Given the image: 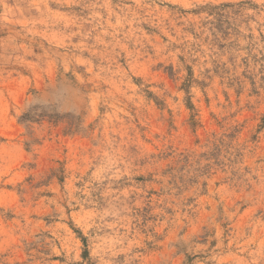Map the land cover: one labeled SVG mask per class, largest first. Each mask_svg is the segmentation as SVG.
Returning <instances> with one entry per match:
<instances>
[{
    "label": "rangeland",
    "instance_id": "374dc122",
    "mask_svg": "<svg viewBox=\"0 0 264 264\" xmlns=\"http://www.w3.org/2000/svg\"><path fill=\"white\" fill-rule=\"evenodd\" d=\"M0 264H264V0H0Z\"/></svg>",
    "mask_w": 264,
    "mask_h": 264
}]
</instances>
